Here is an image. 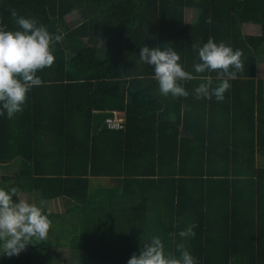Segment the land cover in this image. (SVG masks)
Returning <instances> with one entry per match:
<instances>
[{
	"label": "trees",
	"instance_id": "1",
	"mask_svg": "<svg viewBox=\"0 0 264 264\" xmlns=\"http://www.w3.org/2000/svg\"><path fill=\"white\" fill-rule=\"evenodd\" d=\"M13 11L62 40L23 111L10 119L0 105V188L63 199L49 219L80 222L72 243L48 235L0 264H55L59 247L79 264H128L154 236L198 264H264V0H0V25L15 31ZM209 38L243 52L224 100L197 99L199 79L180 81L186 98L162 95L141 48L174 47L200 75L192 44ZM115 112L118 130L105 123Z\"/></svg>",
	"mask_w": 264,
	"mask_h": 264
},
{
	"label": "clouds",
	"instance_id": "2",
	"mask_svg": "<svg viewBox=\"0 0 264 264\" xmlns=\"http://www.w3.org/2000/svg\"><path fill=\"white\" fill-rule=\"evenodd\" d=\"M12 16L18 30H7L0 25V105L10 119L23 111L29 91L42 84L37 73L53 65L54 45L62 40L61 35L50 33L35 18L18 16L15 11ZM207 23H211V18ZM192 47L200 60L194 63V71L200 75L185 70L174 47L144 46L139 55L143 62L154 66L153 79L158 82L162 95L186 98L189 93L180 81L199 79L202 82L194 89L197 99L214 96L217 101H223L231 87L230 81L237 78V72L243 71L242 50H234L224 42L218 44L213 38L202 47L196 43ZM212 72L217 73L215 80L219 81L215 87L214 78L204 75ZM51 227L43 201L39 205L30 203L17 187L0 188V256H19L29 245H35L34 240L45 241ZM195 227L192 225L178 235L194 236ZM169 235L174 238L176 234ZM176 250L179 256L166 252L162 238L154 236L138 256L133 254L128 264H198L183 243H177Z\"/></svg>",
	"mask_w": 264,
	"mask_h": 264
},
{
	"label": "rangeland",
	"instance_id": "3",
	"mask_svg": "<svg viewBox=\"0 0 264 264\" xmlns=\"http://www.w3.org/2000/svg\"><path fill=\"white\" fill-rule=\"evenodd\" d=\"M195 17L196 16H195L194 12H192V11H188L187 12V20L188 21H194ZM68 19H69V21H75V20L78 21L79 20L78 15L75 14V13L70 14L68 16ZM258 75H259L258 76L259 78H264V62H261L260 65H259ZM259 163H260V161H259ZM1 175H2V169L0 167V181H1ZM100 185H104V180L95 179L94 180V189L100 188ZM33 202H35L37 205L40 204V202L39 201L37 202V200H34ZM44 204H45V207H44L45 213H55V212H57V211L62 209L60 201H50V202H46ZM61 221H62V225L61 226L58 225L57 222H52V224L54 226L49 231L50 239L51 238H56V239L57 238H61L62 241L65 242V243H68V242L72 243L71 240L74 237V235L73 236L70 235L72 230H73L72 228L75 227L76 223H79L80 220H77L76 219V215H74V213H73V214H70V215H66V217L63 216ZM76 250L74 252L75 256L72 258L71 256H68L69 254L66 255L67 253L71 254L72 253V249H70V250L59 249L58 250V254L60 255V258H59L58 262L61 261L60 264H62V261L68 260V261H65V262H67V264H79L80 262H79V260L77 258V255H78L79 252L76 251ZM74 259H76V260H74Z\"/></svg>",
	"mask_w": 264,
	"mask_h": 264
},
{
	"label": "built area",
	"instance_id": "4",
	"mask_svg": "<svg viewBox=\"0 0 264 264\" xmlns=\"http://www.w3.org/2000/svg\"><path fill=\"white\" fill-rule=\"evenodd\" d=\"M105 123L109 129H121L124 123V116L120 112H115L114 117L107 118Z\"/></svg>",
	"mask_w": 264,
	"mask_h": 264
},
{
	"label": "crops",
	"instance_id": "5",
	"mask_svg": "<svg viewBox=\"0 0 264 264\" xmlns=\"http://www.w3.org/2000/svg\"><path fill=\"white\" fill-rule=\"evenodd\" d=\"M54 201H60L61 202V210H59V211H57V212H55L56 214H62V213H65L66 212V209H67V205L65 204L66 202H65V200H63V199H57V200H54ZM72 206H74V205H69V208L70 207H72ZM49 235V234H48ZM70 235H72V233L70 234ZM59 249H66V250H70V248L69 247H59L58 248V250ZM54 252H55V250H54ZM73 251H72V253L70 254V253H67L66 255H68V256H73ZM65 261H68V260H64V261H62V264H67V262H65ZM61 262V261H60ZM60 262H56L55 264H60Z\"/></svg>",
	"mask_w": 264,
	"mask_h": 264
}]
</instances>
